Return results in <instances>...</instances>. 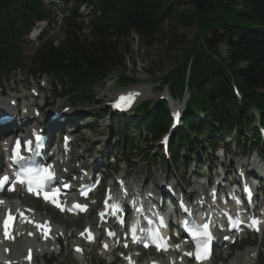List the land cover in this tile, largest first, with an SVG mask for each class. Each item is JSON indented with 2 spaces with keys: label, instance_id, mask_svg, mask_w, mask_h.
<instances>
[{
  "label": "trees",
  "instance_id": "16d2710c",
  "mask_svg": "<svg viewBox=\"0 0 264 264\" xmlns=\"http://www.w3.org/2000/svg\"><path fill=\"white\" fill-rule=\"evenodd\" d=\"M104 4H120L122 20L112 29L99 20L87 34L74 19L68 21L64 39L49 49L41 66L42 72H56L61 82L74 88L76 102L90 101V88L108 81L114 70L128 72L126 57L132 54L128 41L136 34L147 49L162 46L190 53L160 82L169 85L174 96H184L186 87L195 90L192 110L204 113L208 123L253 129L248 110L258 107L264 127V0H106ZM195 25L198 39L187 44L180 29ZM220 44L228 48L229 63L220 58ZM18 57V48L0 38V68L16 64ZM131 82L124 78L122 83ZM233 83L243 106L234 96ZM146 111V129L154 135L165 133L170 119L162 103ZM186 123L187 130L201 125L198 120Z\"/></svg>",
  "mask_w": 264,
  "mask_h": 264
},
{
  "label": "rangeland",
  "instance_id": "374dc122",
  "mask_svg": "<svg viewBox=\"0 0 264 264\" xmlns=\"http://www.w3.org/2000/svg\"><path fill=\"white\" fill-rule=\"evenodd\" d=\"M193 10V7L190 6H184V10ZM181 30V36H184L186 39L187 44L192 43L195 39H198L199 31L197 25L193 26L191 29H180ZM87 34V32H84ZM201 38V36H200ZM62 39V38H61ZM60 39V40H61ZM203 39V38H202ZM130 44L128 45L129 48L132 50V54L126 57V65L128 66L127 73L124 76L135 78L138 81V85L135 86V90L139 89L141 91H147L150 86L155 87L157 84L156 79L162 78L164 74H167L168 72H172L174 69H176L179 65L184 63L186 61V54L187 59L190 57V53L186 52V54L179 50L175 52L168 51L165 47L162 46H154L151 49H147L146 47L141 45V41L139 40L137 35H132L130 41H128ZM57 45V43H56ZM25 56L28 55V48L25 49ZM218 52L220 54V58L223 59L225 62L229 63V54L228 49L224 44L218 45ZM24 72L25 75H27L26 82L31 83L34 79V77H31L30 73L31 70L25 69L21 71L20 73ZM120 70H114L112 73L113 76L108 79V81L102 85L95 86L93 89V93H96V90L98 88H107L111 86V88L115 87V83H117L118 75L121 76ZM23 73V74H24ZM18 74V73H17ZM22 74V75H23ZM16 75L13 79L11 78L9 82L5 84V88L7 90H12L13 84L17 78L18 82L22 81V77ZM26 84V83H25ZM25 84L20 85L19 88L25 87ZM17 86V85H16ZM156 88V87H155ZM133 89V88H132ZM46 94L49 96L51 94L50 87L47 89ZM157 96H155L154 100H156ZM65 104V100L57 101V104L55 105L57 108H62L61 104ZM87 134V133H86ZM86 137V136H85ZM129 152L126 150L123 157L126 156ZM133 161H135L133 158H131ZM98 208V207H97ZM43 216H47L44 212H41ZM54 217V221L56 220ZM58 219V218H57ZM83 222L78 223L77 226H82ZM17 247L19 245L17 244ZM69 257L63 256L61 260L68 264ZM97 260H93L92 264H97ZM89 262V261H88ZM72 264V262H70Z\"/></svg>",
  "mask_w": 264,
  "mask_h": 264
},
{
  "label": "snow or ice",
  "instance_id": "6c2138e0",
  "mask_svg": "<svg viewBox=\"0 0 264 264\" xmlns=\"http://www.w3.org/2000/svg\"><path fill=\"white\" fill-rule=\"evenodd\" d=\"M134 95H130L128 97H120V102H118L115 107L120 108L122 106V104L124 103H128V105L130 106L131 101L134 98ZM39 139V137H37V140ZM27 145V150L28 151H32V141H27L26 142ZM21 145L20 142L17 141L16 142V149L14 151V158L17 161L23 160L24 157L21 155V151H20ZM41 173H44V175H41ZM37 177H39V179H37ZM53 173L49 172L47 169H43L40 170L39 172L28 168L26 169L23 173L18 174L16 177L17 182L21 183V184H26L28 186V190L30 192H37V194H39V192L37 191V189H40L43 187V185L47 182L50 181L51 179H53ZM6 183H10L9 177L8 176H0V184H6ZM35 185V187H34ZM13 189H14V185H12ZM55 194L53 193V196ZM45 199H50V197L45 194ZM53 203H55V200L52 201ZM57 206L59 207V205L57 204ZM77 207H82L83 209H86V205L85 206H80L77 205ZM63 210V209H61ZM254 226H258L260 221L253 219L252 221ZM37 227H43L41 225H37ZM7 228H8V222H5V235L8 236L7 233ZM205 228H207V226H205ZM256 230L258 231L259 228L257 227ZM135 230H133L134 232ZM192 236L199 239L202 235L207 237V240H211V234L208 233L207 231H205L204 233H199L197 231H193ZM109 235H113V233H109ZM11 239V237H9ZM135 238V237H134ZM162 239V238H161ZM157 247H161L160 244H157ZM164 250H166V247L164 248ZM209 250H208V245L207 242L203 243V244H197V251L195 254V258L197 259V261H201L203 259H206L208 256ZM186 255H188L189 257H191L193 254L192 253H186ZM30 259V257H29Z\"/></svg>",
  "mask_w": 264,
  "mask_h": 264
},
{
  "label": "bare ground",
  "instance_id": "6f19581e",
  "mask_svg": "<svg viewBox=\"0 0 264 264\" xmlns=\"http://www.w3.org/2000/svg\"><path fill=\"white\" fill-rule=\"evenodd\" d=\"M147 93H148V91H145V92H144V91L139 92V94L142 95V96L145 95V94H147ZM25 244H26V242H25ZM37 247H38V245L36 246V248H37ZM14 260H16V258H15Z\"/></svg>",
  "mask_w": 264,
  "mask_h": 264
}]
</instances>
